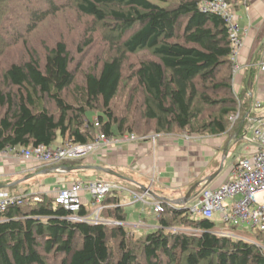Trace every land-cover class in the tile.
<instances>
[{
  "label": "trees",
  "instance_id": "1",
  "mask_svg": "<svg viewBox=\"0 0 264 264\" xmlns=\"http://www.w3.org/2000/svg\"><path fill=\"white\" fill-rule=\"evenodd\" d=\"M6 1L0 0V10ZM67 1H76L79 12L95 24L112 23L118 34L104 39L115 55L100 70L91 68L83 85H74L77 76L65 42L45 50L44 64L40 55L28 51L26 61L9 65L0 82V105L6 109L0 119V151L54 147L60 138L84 145L100 132L139 135L143 127L136 111L143 113L145 129L155 127L158 135H229V140L247 117L242 136L254 116L251 98L246 88L234 89L226 25L221 17L201 11L203 0ZM45 3L48 10H29L24 31L11 42H22L59 11L55 0ZM86 44L90 47L93 39ZM139 53L141 60L125 83L134 82L129 107L135 112L120 117L114 101L125 80L126 57ZM256 72L255 66L250 90ZM71 88L74 104L64 98ZM89 112L98 115L96 121L87 119ZM239 112L240 120L233 124L232 116ZM120 204L117 194L105 199L101 224L70 220L72 213L50 194L10 206L0 214V264H47L50 258L60 264H264V244L242 239L235 226L223 230L216 220H193L187 208L166 203L160 228L139 236L125 226L127 213ZM92 212L84 204L80 214Z\"/></svg>",
  "mask_w": 264,
  "mask_h": 264
},
{
  "label": "crops",
  "instance_id": "2",
  "mask_svg": "<svg viewBox=\"0 0 264 264\" xmlns=\"http://www.w3.org/2000/svg\"><path fill=\"white\" fill-rule=\"evenodd\" d=\"M235 3L237 4L240 26L242 30L247 32L239 58V64L244 69L236 77L234 84L235 91L239 93L246 88L245 80H247L249 66L264 39V0H237ZM262 62H264V46L256 58L255 64L258 74L256 72L255 80L260 78L258 66ZM253 96L257 101H264V94L260 88ZM228 142L229 135L201 137L188 142L178 134L162 135L155 145L149 141L138 144H118L112 148L100 150L85 161L73 162L74 164L71 162L70 165L64 167H104L122 175L127 179L126 181L111 175L109 176L113 178L112 181L100 176L98 178L97 174L99 175L100 172L88 169L40 176L37 177L40 184H35L37 191L34 189L29 191L28 182H26L18 185L19 187L11 193L17 195L23 193L41 194L49 191L48 194H51L53 191L56 195L58 189L68 187L77 181H91L93 180L92 176L96 175L99 180L122 185L134 192H143V188L151 189V192L158 197L178 201L185 198L193 186L204 182L220 169ZM63 143L64 141L60 138L54 146ZM253 151L254 146H251L245 149L242 154H249ZM236 159L231 162L228 169L224 164V171L208 187L217 188L226 182L231 176L232 166ZM41 168L34 162L0 157V185H10L29 174L53 169ZM202 190L203 188H200L194 193L195 197L192 201ZM119 199L121 207L127 213L125 226L131 231L140 236L160 228V221L157 220L152 206L135 203L128 192L119 194ZM84 201L87 209H92L89 195L84 196ZM221 227L223 230L230 229L225 226Z\"/></svg>",
  "mask_w": 264,
  "mask_h": 264
},
{
  "label": "built area",
  "instance_id": "3",
  "mask_svg": "<svg viewBox=\"0 0 264 264\" xmlns=\"http://www.w3.org/2000/svg\"><path fill=\"white\" fill-rule=\"evenodd\" d=\"M200 9L204 13L215 14L224 21L231 44V61L234 63V84L236 77L244 68L239 64L240 53L245 44L246 31L242 30L237 15V4L227 0H203ZM260 78L264 80V62L259 66ZM264 94V85L260 88ZM254 116L250 120L256 124L254 128V151L249 154L238 155L232 166L230 178L217 188H203L200 194L188 204L191 219L205 218L216 220L225 227H246L247 229H260L264 231V101L253 100L250 108ZM241 113L232 116L236 124ZM247 119V118H246ZM246 121V120H245ZM99 128V124L96 123ZM162 135L139 137L136 134H126L121 137H110L100 132L95 141L88 144H74L64 142L54 147H10L0 151L3 159L13 158L24 162H34L42 168H55L64 174V164L67 162H81L89 159L100 150L112 148L118 144H138L151 142L156 144ZM186 141H194L199 137L183 133L180 135ZM246 152V151H245ZM128 192L135 203L152 206L157 220L165 213V202L155 198L150 189L143 192L128 190L122 185L111 184L102 180L77 181L70 186L58 189L55 195L57 204L62 205L72 213L70 220L90 224H101V213L104 210L105 199L112 194ZM30 193L12 194L9 190H0V214L7 211L10 206H23L32 200ZM89 195L93 212L91 215L81 216L84 196ZM36 201H40L37 198ZM86 205V204H85ZM171 207L176 205L169 204ZM219 217V220H217ZM119 225V223H116ZM228 232V231H225ZM223 233L231 235L230 233Z\"/></svg>",
  "mask_w": 264,
  "mask_h": 264
},
{
  "label": "rangeland",
  "instance_id": "4",
  "mask_svg": "<svg viewBox=\"0 0 264 264\" xmlns=\"http://www.w3.org/2000/svg\"><path fill=\"white\" fill-rule=\"evenodd\" d=\"M46 0H7L0 10V82H2V73L5 72L7 67L13 63H22L29 58L28 51L35 52L41 57V62L44 64L46 49H52L57 43L65 42L68 46L69 51L71 52L73 58L72 69L74 70L77 79L74 85H83L84 84V75L93 67L99 68L102 67L103 62L115 55V51L111 50L110 47L105 43V37H108L112 34L117 35L114 31V26L110 21L107 23H96L93 19L85 17L79 12L78 4L76 1L68 2L67 0H55L58 4L59 11L56 14L50 15L44 22L39 24V27L29 36L26 37L22 42L16 44L10 40H14L17 33L24 31V26L28 22L29 10H39L43 9L48 10V7L45 3ZM36 2V3H35ZM233 2V1H231ZM164 5L163 3H161ZM42 10V11H43ZM109 24V25H108ZM107 26H110L109 28ZM107 27V28H106ZM10 28V29H9ZM93 30H95L93 32ZM114 32V33H113ZM93 39V44L90 47H87L86 42ZM9 43V45H7ZM8 46V47H7ZM82 48V51L81 50ZM81 52V53H80ZM142 54L128 55L125 61L124 69V83L121 86V92L118 98L114 101V112L117 116H125L129 111H134V107H129V99L131 96V88L134 84L130 83L125 85L127 78L131 76L132 68L136 67L141 60ZM258 74V71H257ZM246 81V80H245ZM264 80H259L258 83L255 80L254 87H252V94H256L258 88L263 87ZM74 88V87H73ZM71 88L64 94V98L69 103H75V100L72 97ZM235 89V86H234ZM53 112L56 113L57 108L51 106ZM5 107L0 105V119L4 117ZM135 112V111H134ZM134 117L137 116L139 120H142L143 130L138 132L139 135L145 134L146 136L139 137H148L156 135L155 130L151 128L145 129V120H143L142 114L137 111L134 113ZM98 115L89 112L88 118L92 121H96ZM152 127V126H151ZM256 124L248 120L245 130L242 134V140L239 142L232 150L230 156L225 161V166L228 169L231 162L238 156L241 155L245 149L253 146L254 141V128ZM186 133V132H183ZM181 135V134H180ZM201 138V137H199ZM207 138V137H205ZM105 178L108 181H112L113 178L105 173L97 174L99 178ZM96 175L92 176L91 181H97L98 178ZM24 177H21L19 180H22ZM18 180V181H19ZM38 179L34 178L28 181L27 188L34 189L37 191V185L40 184ZM45 180V179H44ZM101 180V179H100ZM12 184V183H11ZM49 192V191H48ZM41 193V194H48ZM151 192V189H150ZM41 194L32 195V200L34 201L37 198L41 197ZM197 194V193H196ZM49 195V194H48ZM50 196L55 198V194L52 191ZM230 228V227H228ZM238 235L249 242L261 243L264 244V231L260 229H247L246 227L237 228ZM261 232V233H259ZM229 233V232H225ZM240 233V234H239ZM237 235V234H236ZM234 235V236H236ZM47 264H60V261L55 262L53 258L49 259Z\"/></svg>",
  "mask_w": 264,
  "mask_h": 264
},
{
  "label": "water",
  "instance_id": "5",
  "mask_svg": "<svg viewBox=\"0 0 264 264\" xmlns=\"http://www.w3.org/2000/svg\"><path fill=\"white\" fill-rule=\"evenodd\" d=\"M264 46V39L263 41L261 42L259 48L257 49L252 61H251V64L249 66V70H248V76H247V80H246V89H247V92L251 98V101H250V108L252 109L253 107V100H254V96L250 90V87H249V84H250V80H251V76H252V71H253V68L256 66L255 62H256V58H257V55L259 54V52L262 50ZM247 118V117H246ZM246 118L243 120V122L241 123L240 127L237 129V131L235 132V134L232 136V138L229 140L228 144L226 145L225 147V150H224V153H223V162L220 166V169L214 173L212 176L208 177L206 180H204V182H200L198 184H196L195 186H193L190 191L188 192V194L186 195L185 198L181 199V200H178V201H173V200H169V199H165V198H161V197H158L156 196L154 193L151 192V194L165 202V203H168V204H173V205H177V206H187L191 201L192 199L195 197V192L198 191L200 188H206L208 187L218 176L221 175V173L224 171V164H225V160L228 158V156L230 155L232 149L239 143L241 142L242 138H240V135H241V132H242V129H243V126H244V123H245V120ZM93 170V171H96V172H100V173H105L107 175H111V176H114V177H117L119 179H122V180H127L125 177H123L122 175L118 174L117 172H114L110 169H107V168H104V167H87V166H79V167H73V168H69V167H62V170H64L66 172H71V171H80V170ZM62 172H59L57 169L53 168V169H49V170H45V171H41V172H37V173H33V174H29L27 175L25 178H23L22 180H19L13 184H10V185H0V190H7V189H10L12 187H16L18 185H21L23 183H26L34 178H37V177H40V176H44V175H52V174H61ZM144 191H147L149 189H144Z\"/></svg>",
  "mask_w": 264,
  "mask_h": 264
},
{
  "label": "bare ground",
  "instance_id": "6",
  "mask_svg": "<svg viewBox=\"0 0 264 264\" xmlns=\"http://www.w3.org/2000/svg\"><path fill=\"white\" fill-rule=\"evenodd\" d=\"M192 203V201L189 203V204H191ZM183 207V206H182Z\"/></svg>",
  "mask_w": 264,
  "mask_h": 264
},
{
  "label": "clouds",
  "instance_id": "7",
  "mask_svg": "<svg viewBox=\"0 0 264 264\" xmlns=\"http://www.w3.org/2000/svg\"><path fill=\"white\" fill-rule=\"evenodd\" d=\"M7 190H9V189H7Z\"/></svg>",
  "mask_w": 264,
  "mask_h": 264
}]
</instances>
